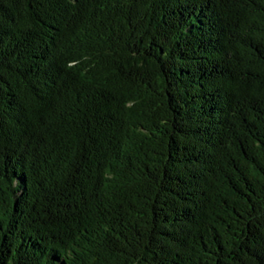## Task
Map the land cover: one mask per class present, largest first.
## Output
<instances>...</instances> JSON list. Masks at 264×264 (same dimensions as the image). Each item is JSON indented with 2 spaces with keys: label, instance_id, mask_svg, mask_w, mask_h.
<instances>
[{
  "label": "trees",
  "instance_id": "obj_1",
  "mask_svg": "<svg viewBox=\"0 0 264 264\" xmlns=\"http://www.w3.org/2000/svg\"><path fill=\"white\" fill-rule=\"evenodd\" d=\"M0 264H264V0H0Z\"/></svg>",
  "mask_w": 264,
  "mask_h": 264
}]
</instances>
